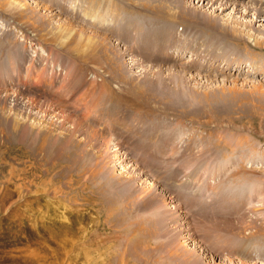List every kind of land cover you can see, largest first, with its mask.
Listing matches in <instances>:
<instances>
[{"label":"rangeland","instance_id":"obj_1","mask_svg":"<svg viewBox=\"0 0 264 264\" xmlns=\"http://www.w3.org/2000/svg\"><path fill=\"white\" fill-rule=\"evenodd\" d=\"M1 1L24 8H12L10 20L0 10V47L7 51L0 54V264H264V234L258 235L264 232V203L256 196L261 189L264 196V59L248 50L237 69L225 63L228 54L219 61L202 51L205 58L192 69L190 52L145 62L148 40L156 37L161 45L167 40L152 30L138 50H129L140 33H122L112 23L110 13L116 10L103 5L111 0H101L98 8L86 0H70L66 8L38 0ZM179 2L185 5L176 9L181 17L187 8L199 21L214 15L219 21L253 23L231 24L249 35V48L264 38V23L255 21L253 10ZM126 5L121 9L132 11ZM83 10L96 12V20ZM185 30L193 36L180 45L193 52L202 49L195 38L211 40L196 29ZM172 64L189 68L183 83H172L176 80L157 67ZM144 66L154 67L146 69L155 80ZM146 78L168 94H143L147 100L132 106V92L136 85L146 89L141 82ZM179 91L193 106L172 103V93ZM175 137L179 145L186 138L182 149L154 150L160 140L174 144ZM211 142L212 156L199 151ZM222 155L233 158L230 166L220 165ZM204 156L216 158L204 164ZM199 179L209 184L196 187ZM255 183L259 188L250 190ZM151 192L155 198L149 203ZM161 200L179 206L169 217L172 223H160L151 213ZM214 218L238 222L226 225Z\"/></svg>","mask_w":264,"mask_h":264},{"label":"bare ground","instance_id":"obj_2","mask_svg":"<svg viewBox=\"0 0 264 264\" xmlns=\"http://www.w3.org/2000/svg\"><path fill=\"white\" fill-rule=\"evenodd\" d=\"M44 2L43 4L45 3H51V5H56L58 4L59 5V8L61 7V5L65 6V8L68 6H70L71 2H69L70 0H38V3L40 2ZM72 2H75V0H71ZM87 3H90L92 4L94 7H99V4H103L105 1H103V3L101 2V0H86ZM112 3H109V2H106L105 4H103L106 8H112L111 10H113V8H115L116 11H114V15L112 13H110V15L112 16V23H117L119 26H121V30H122V33H125V29L127 30H130V31H133L135 30L136 31H139L138 35H140L139 37L141 38L140 41L138 39V41H134V43H129L131 44V47H129L128 49L129 50H138V47L139 45H142L143 44V38L147 37L148 33L151 32L152 30L156 33H160V35L165 38L167 40L166 44L165 45H161L157 42V38H150L148 40V43H147V46L150 48L148 52V55L152 56L153 58H150L147 57L148 59H150V61H145V62H150V63H153V60L154 58H159V57H163V58H169V57H172L174 58L175 56H177V59L188 54H191V55H194L195 58H192L191 55H189L190 59L187 60V63L189 65V68L191 67H194L193 64H198L199 63V60L202 59V57L205 58V55L204 53L205 52H208V53H212V55L217 58L216 60H219L221 59L222 54H228V55H225L224 57L226 59H228L227 61H225V63H234V66L239 69V68H242L243 66L242 65V58H241V54L242 53H247L248 50L249 51H252L253 53L257 54L258 57H261L262 59H264V52L263 51H260V50H264V38H258V39H255V45L252 46L251 44V48H249L250 44L247 45L245 42L247 39H249V35L248 36H245L244 33H242V29H238L237 27H233L231 26L232 22L234 24H240V25H244V26H250V24L253 25V23H240L238 22L237 20H231V22L229 23L228 20L226 21H219V19L221 18H218L217 16H202L201 20H197V19H194V18H191L190 14L188 13L189 12V9L187 10L183 8V12H186L184 13L183 15L188 17H181V16H178L179 14H177V8L179 6V4H181V2H179V0H152L153 2H151V4H147V3H150L149 1L150 0H140L141 2L137 1V0H111ZM157 1H159L158 3H156ZM188 1V0H187ZM190 1V0H189ZM83 2V1H82ZM198 2H201L203 5H211L214 3H218L227 7V6H230L232 5L233 9L235 10H239L241 7L245 8V10H253V14L256 15V20L257 21V18H259L258 21H261L262 23H264V0H196V3L198 4ZM261 2V3H259ZM0 3L1 4H4V6H0V10H2V12L5 15V17H8V20L10 19H13L14 17V14L10 11V10H13L12 8H14L16 11H20L24 8L23 6V3H20L18 2L17 4L14 3V1H6V2H2L0 0ZM156 3V4H154ZM128 4V5H126ZM195 4V3H194ZM39 5V4H38ZM121 5H126V7L128 8H131L132 11H130L129 9L127 8H124L121 9ZM183 5V7L185 6L184 4H181ZM201 5V4H200ZM45 7V5H43ZM87 7V6H86ZM187 7V6H186ZM217 7V6H216ZM8 8H11V9H8ZM192 8V7H191ZM194 8V7H193ZM215 8V7H214ZM119 10H121L119 12ZM122 10H126V12H123ZM242 10V9H241ZM63 11V10H61ZM82 11V10H81ZM87 11V10H86ZM85 10H83V14H87V13H84L86 12ZM89 11V9H88ZM194 11V10H193ZM192 11V12H193ZM197 11V10H196ZM200 11V10H199ZM91 12V11H90ZM179 12V11H178ZM238 12V11H237ZM245 12V11H244ZM82 13V12H81ZM96 12H94V15L93 14H87L89 15L90 17H93V20L95 21L96 20ZM195 13V12H194ZM197 13V12H196ZM249 13V12H248ZM82 14V15H83ZM186 14V15H185ZM22 15V14H21ZM102 15V13H101ZM106 15V14H105ZM195 15H198V14H195ZM17 17V16H16ZM38 17V16H37ZM88 17V16H87ZM104 17V16H103ZM194 17V16H193ZM106 18V17H105ZM7 19V18H6ZM109 19V18H108ZM93 20H91L93 22ZM103 21V20H101ZM16 22V21H15ZM127 22H130V24H126ZM17 23V22H16ZM94 23V22H93ZM106 23V22H105ZM132 23H135L134 26H132ZM210 25H209V24ZM19 24V23H18ZM21 25V24H19ZM65 28V27H64ZM185 28H193L194 30L196 29L197 31H201L200 33L203 34V36L206 35H209L211 37V40L209 41H205V40H198V38H195L196 41H197V45L199 48L202 47L201 51L199 52H193L192 50H188L186 48L185 45H180L181 41L182 40H187V42L189 41V38H191L193 36V34H191V32H186ZM256 28V27H255ZM23 29V28H22ZM110 29H115V28H110ZM249 29H252L253 31H255L254 29V26L253 27H250ZM16 30V29H15ZM63 30V29H62ZM61 30V31H62ZM192 30V32L194 31ZM257 30V28H256ZM11 31V30H10ZM24 31V30H23ZM259 31V30H258ZM12 32V31H11ZM142 32V33H141ZM62 33V32H61ZM121 33V34H122ZM179 33H182V37H180ZM194 33V32H193ZM115 34V33H114ZM134 34V33H133ZM132 34V35H133ZM136 36V35H135ZM25 37V36H24ZM194 39V40H195ZM216 39L217 41L215 42ZM220 39V41H218ZM208 40V39H207ZM214 41V42H213ZM190 42V41H189ZM217 43V44H216ZM250 43V42H249ZM92 44H93V39L90 40V43H88V47H92ZM222 46H225L226 47V50L224 52H217L216 50L214 51H211L212 49H215L218 45H221ZM5 45V44H3ZM3 45H1L2 47H4ZM194 46V45H193ZM7 47V46H6ZM190 47V45H189ZM255 47L258 48V51H254ZM155 48L156 49V52H154L152 49ZM224 48V47H223ZM3 48L0 47V54H1V51H2ZM133 51V52H137V51ZM6 51V50H5ZM5 51H2V53H4ZM202 51H205V52H202ZM216 51V52H215ZM7 52V51H6ZM5 52V53H6ZM4 53V54H5ZM2 54V56L4 55ZM231 54V55H230ZM248 54V53H247ZM145 55V54H144ZM234 56L235 59H232L230 58L229 56ZM11 56V55H10ZM256 56V57H257ZM1 57V56H0ZM5 57V56H3ZM254 57V56H253ZM2 58V57H1ZM11 58V57H10ZM9 58V60H10ZM156 59V60H157ZM252 59V58H251ZM6 62L8 61L6 58H5ZM5 60H1L2 62L5 61ZM144 60V59H143ZM152 60V61H151ZM186 60V59H185ZM214 60V59H213ZM249 60V59H248ZM212 61V59H211ZM196 62V63H195ZM213 62V61H212ZM165 63V62H163ZM161 63V64H163ZM171 63V62H169ZM176 63V62H175ZM220 63V62H218ZM115 64V63H114ZM145 64V63H143ZM185 64V63H184ZM202 64H205V60H203ZM201 64V65H202ZM247 64V63H246ZM263 63L259 64V65H256V66H261ZM193 65V66H192ZM250 65V64H249ZM3 66V65H2ZM5 66V65H4ZM142 66V65H141ZM167 66V64H166ZM154 69V67H148V66H144L143 68L145 69V71L147 72H144L146 73V75H149L150 73L151 74H154L152 73L151 70H147L146 69ZM160 68V70H162L161 72H166L167 71V77L168 79L171 81V79H175L176 81H172V83H175V82H179V83H183L185 80L183 79V73H187L189 72V68H184V67H177L175 64H172L171 66H168V67H164V66H157ZM211 67V66H210ZM223 67V65H222ZM245 67V65H244ZM156 68V67H155ZM214 68V67H213ZM142 71V70H141ZM258 71V72H257ZM256 72L257 73H260L261 70H257ZM184 74V75H185ZM145 75V76H146ZM257 75V74H256ZM206 77V75H204ZM156 77V76H155ZM155 77H151L149 75V78L151 80H155L156 78ZM194 78V77H193ZM142 83L145 84L146 86V89H143L141 90L142 87H140L139 89V86L136 85V87H138L137 89L134 90V93L132 92V96L133 98H131L130 100L133 101V105L132 106H136V105H142L141 104V101L142 100H147V97H145V95L143 94H147V96L149 95H152V96H157V94L159 95H167L168 94V91H165L164 89H161L159 90L158 88H156L153 84L150 83V81L146 79L144 80H141ZM167 81H165V84L163 86H167L168 84H166ZM168 83V82H167ZM185 84V83H184ZM142 85V84H141ZM183 85V84H182ZM133 86V85H132ZM169 86V85H168ZM185 86V85H184ZM263 85H260V84H255L253 85V87L257 88V89H260ZM183 89V88H182ZM136 90H141V94L140 93H137ZM162 91V93H161ZM18 94L22 95V92L20 90L17 91ZM21 92V93H20ZM177 92H174L172 93V96L174 99L176 100H173L172 99V103L173 104H182L181 101L183 102H186L185 105L188 104V106H193L192 103H190V99L187 95H183L182 92H178L177 94H181L183 95L184 97H181V99H178V95L176 94ZM191 93V92H190ZM204 93V92H203ZM207 93V92H206ZM139 97H137V95H139ZM176 94V95H175ZM189 94V93H188ZM175 95V96H174ZM205 95V94H204ZM143 96V97H142ZM200 96V95H199ZM202 96V95H201ZM200 96V97H201ZM142 97V98H141ZM165 97V96H164ZM220 97V96H219ZM137 100L136 102H134V100ZM207 97H203V98H199L196 103H199L202 102V100H206ZM150 100V99H149ZM178 100V101H177ZM180 100V101H179ZM225 100V99H224ZM215 101V100H214ZM217 101V100H216ZM145 102V101H144ZM184 104V103H183ZM227 104V103H226ZM230 104V103H229ZM141 108V107H140ZM139 108V109H140ZM184 108V106H183ZM218 108V107H217ZM224 109V108H223ZM208 110V109H207ZM111 111V109H110ZM193 112V111H191ZM207 112V111H206ZM218 112V111H217ZM201 113V112H200ZM199 113V114H200ZM203 113V112H202ZM219 113V112H218ZM209 114V112H208ZM215 114V113H214ZM223 114V113H221ZM210 115V114H209ZM220 115V113H219ZM224 115V114H223ZM225 117V116H224ZM222 119V118H221ZM208 121V120H207ZM222 122V121H221ZM210 123V122H209ZM211 125V124H210ZM215 125V124H214ZM206 126V125H205ZM148 132V131H147ZM167 132V131H165ZM163 132V134H166L164 135V138H167L168 135L167 133ZM160 133V132H159ZM193 133V132H192ZM184 134V133H183ZM186 134V133H185ZM161 135V134H160ZM156 136V135H155ZM179 136V135H178ZM186 136V135H185ZM152 137H154V133L152 135ZM173 137V136H172ZM105 138V137H104ZM183 138V137H182ZM161 139V138H160ZM169 139V138H168ZM176 137L174 139H172L173 143L171 141H168L169 143H167V141L163 142L160 140V142H158L154 148V150H163V151H172V150H177V147L178 149H182L183 147L181 146L183 143H184V140L186 139H181V144L179 145L178 143L176 144L177 140H175ZM110 139L108 138L106 143L110 144L111 142L109 141ZM211 141V140H210ZM217 141V140H216ZM210 143V142H209ZM107 144V145H108ZM176 144V145H175ZM185 144V143H184ZM224 145H226V143H224ZM212 146H214V142H211L210 145H205L203 146L202 148H199V151H201L202 153L205 152V154H210L211 152V156H212V153L213 151H215L214 149H210ZM218 146V145H216ZM223 146V145H222ZM220 146V148L222 147ZM227 146V145H226ZM230 146V145H229ZM152 147V146H151ZM215 148V147H213ZM230 148V147H228ZM162 151V152H163ZM232 151V150H231ZM192 152V151H191ZM209 152V153H208ZM220 152V151H219ZM219 152H217V155L219 157ZM187 153V152H186ZM200 153V152H199ZM185 154V153H184ZM242 154V153H241ZM171 155V154H170ZM194 155V154H193ZM192 155V157H193ZM238 155V154H236ZM191 156V155H190ZM211 156H207L205 160V156H204V164L205 162H208V158L209 159H215L216 157H213V158H210ZM199 157V156H198ZM202 157V155H201ZM201 157H199L201 159ZM217 157V158H218ZM222 158H219L218 159V162L221 164H223V166L225 167V165L227 166H230L231 164V161L233 160L232 159H226L223 155L220 156ZM121 158V157H120ZM195 158V157H193ZM198 158V159H199ZM245 158V157H244ZM237 159V158H236ZM255 159V158H254ZM166 160V159H165ZM195 161V159H193ZM131 161V160H130ZM171 161V160H170ZM175 161V160H174ZM184 161V160H183ZM198 161V160H196ZM157 162V160H156ZM181 162V161H180ZM201 162V161H200ZM202 162V163H203ZM211 162H213V160H211ZM131 164V163H130ZM135 163L132 162L131 166H134ZM194 164V163H193ZM230 164V165H229ZM201 165V164H200ZM264 165V164H263ZM188 172V171H187ZM206 173V172H204ZM226 174H229L228 172ZM203 175V174H202ZM206 175V174H205ZM231 175V174H230ZM233 176V175H232ZM158 177V176H156ZM204 177V176H203ZM231 177V176H230ZM248 177V176H247ZM252 177V176H251ZM205 178V177H204ZM208 178V177H207ZM246 179V178H245ZM209 180V179H208ZM250 180V179H249ZM211 181V180H210ZM248 181V180H247ZM121 183V181H119ZM214 182V181H213ZM213 182H210V184H212ZM225 182V181H224ZM235 182V181H234ZM150 183V184H149ZM204 184V183H207L209 184V181H205V180H201L199 179L198 182H195L196 185H200V184ZM229 183V182H228ZM258 183V182H257ZM148 184L149 185H152V182L151 181H148ZM215 184V182L213 183ZM212 184V185H213ZM206 185V184H205ZM196 187H199V188H204V185H200V186H196ZM235 187V186H234ZM250 190H253L254 188L258 189L259 188V185H256V183L252 186H250ZM123 189V188H122ZM261 189V187H260ZM130 190V189H129ZM255 190V189H254ZM259 191V190H258ZM207 192V191H206ZM152 193V192H151ZM189 193V192H188ZM194 193V192H193ZM258 193V192H257ZM262 193V189H261V192L256 194V196L258 195L259 197H261L260 199L262 200V202H260V204H263L264 202V196L261 194ZM195 194V193H194ZM247 194V192H246ZM149 197V203L153 200V198H155V196L153 195H150V196H147ZM164 197H168L166 196V194L164 195ZM194 197V196H193ZM226 198V197H225ZM256 198V197H255ZM258 198V197H257ZM256 198V199H257ZM224 200V198H223ZM222 200V201H223ZM260 200V201H261ZM227 201V200H226ZM234 201V200H233ZM252 202V201H251ZM157 203V202H156ZM154 203L153 204V207L154 209L159 207L160 209L157 211V213L151 208V213L153 215H155L154 217L156 218L155 220L156 221H159L160 223H163L162 221H166L168 223H172L173 221L169 218L171 217V214H178V213H175V212H178V208L179 206L176 205V206H166L165 203L163 202V200H161L160 202H158V205ZM224 203V202H223ZM237 203V202H236ZM165 205V207H163V205ZM196 204V203H195ZM233 204V203H232ZM148 206H151L149 204H147ZM224 205H227V206H231V201L230 202H227L226 204L224 203ZM259 205V204H258ZM262 206V205H261ZM236 212H239V211H236ZM253 212V210H252ZM191 213V212H190ZM233 213V212H232ZM238 214V213H237ZM261 214V213H260ZM151 215V214H150ZM191 215V214H190ZM228 216L230 215V213L227 214ZM239 215V214H238ZM256 215V214H255ZM258 216V215H257ZM208 217V216H207ZM225 217V216H224ZM230 217V216H229ZM153 218V217H152ZM209 218V217H208ZM168 221H167V220ZM176 219V218H175ZM249 219V218H248ZM215 222L216 223H221V224H226V225H230V224H234L235 222L237 223L238 220H233V221H222L220 219H216L214 218ZM194 221V220H193ZM253 221V220H252ZM262 221L264 222V215L262 216ZM203 223V222H202ZM259 224H262L261 222H259ZM178 225V224H177ZM209 225V224H208ZM264 226V225H262ZM185 227V226H184ZM215 230V229H214ZM248 230V229H247ZM202 232V231H201ZM247 232V231H246ZM244 232V233H246ZM252 232V231H251ZM256 234V233H255ZM255 234L251 235V236H255ZM264 232H262V234H258V235H263ZM232 235V233H231ZM237 235V234H236ZM234 236V235H233ZM249 237H250V234H249ZM252 237V238H253ZM255 243V242H254ZM238 245V244H237ZM188 251V250H187ZM244 255V254H243ZM250 264V263H249Z\"/></svg>","mask_w":264,"mask_h":264}]
</instances>
